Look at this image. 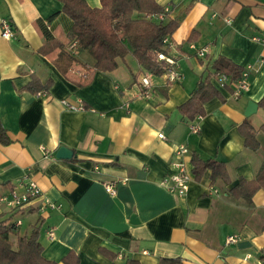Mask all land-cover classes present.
<instances>
[{"label":"crops","instance_id":"obj_1","mask_svg":"<svg viewBox=\"0 0 264 264\" xmlns=\"http://www.w3.org/2000/svg\"><path fill=\"white\" fill-rule=\"evenodd\" d=\"M158 2L169 9L165 21L180 19L168 50L179 57L181 76L167 83L165 76L153 75L156 89L145 97L136 81L147 70L131 53L117 69L97 70L91 83L80 87L39 52L44 41L36 19L56 15L49 28L71 30L72 19L60 0H0V119L12 138L0 143V219L15 224L13 241L39 223L43 255L58 264H65L62 258L71 250L80 264H111L101 247L119 253L118 261L132 258L140 264H160L162 258L183 264H264V188L252 203L228 193L240 177L254 178L264 160V132H258L260 148L251 150L239 130L246 119L256 127L264 122L258 103L264 96V0ZM5 18L15 30L12 39L1 34ZM207 56H224L243 68L252 65L250 86L235 97L234 84L227 88L212 77L221 96L206 102L203 117L188 121L178 107L205 73ZM74 57L89 68L93 63L88 50ZM33 75L53 79L49 92L18 91ZM250 100L258 108L246 116ZM177 145L191 154L179 155ZM60 146L70 148L72 157H57ZM193 152L224 160L230 183L212 182L207 170L200 180L192 174L185 196L170 192L163 178L176 161L191 168ZM29 180L42 195L21 207L10 205L11 191ZM108 182L116 185V195L106 190ZM45 197L62 208L42 213ZM233 234L239 238L228 242Z\"/></svg>","mask_w":264,"mask_h":264},{"label":"trees","instance_id":"obj_2","mask_svg":"<svg viewBox=\"0 0 264 264\" xmlns=\"http://www.w3.org/2000/svg\"><path fill=\"white\" fill-rule=\"evenodd\" d=\"M63 12L72 19L71 30L65 32L60 26L53 31L48 22L56 17L52 15L47 20L36 19L33 23L43 39L39 52L47 57L63 74V76L77 86L91 83L94 73L99 71L112 72L119 66L120 60H125L128 54H133L138 63L145 70L154 75H162L164 63L158 60L159 51L169 52L164 44V38L171 37L180 24V19L173 18L165 21L167 12L158 0H100V6H91L87 0H60ZM187 7V9H189ZM165 13L164 18L159 15ZM189 40L193 41V35ZM76 41L80 50H88L93 58L90 68L86 63L79 62L66 47ZM206 71L190 92L189 99L178 107L184 119L195 120L206 114L205 104L214 97L221 96L219 90L212 84V77L225 74L228 81L223 85H230L242 77L244 68L232 60L218 56H207ZM80 71L87 72L82 77ZM53 79L42 81L37 75L21 89L20 93L28 91L32 94L49 92ZM156 89V88H155ZM167 91V90H166ZM233 91V89H232ZM165 92V91H164ZM167 95V92H165ZM264 109V96L258 102ZM239 130L245 138V146L251 150L260 148L258 132H264V122L256 127L246 119L239 125ZM12 138L8 134L0 119V143L9 144ZM191 172L196 180H200L207 170H210L211 181L221 179L225 184L230 183L226 162L217 157L204 159L197 152L191 157ZM264 188V160L252 179L240 177L239 182L228 189V193L247 203H252L255 194ZM15 224L7 219H0V264H58L43 255L41 244V225L35 224L29 235H17L16 241L11 235L17 234ZM111 264H140L132 258L118 261L119 253L100 248ZM65 264H80V257L75 251H70L62 258ZM160 264H183L178 258H162Z\"/></svg>","mask_w":264,"mask_h":264},{"label":"built area","instance_id":"obj_3","mask_svg":"<svg viewBox=\"0 0 264 264\" xmlns=\"http://www.w3.org/2000/svg\"><path fill=\"white\" fill-rule=\"evenodd\" d=\"M169 9L165 8V12H167ZM165 13H161L159 17L162 19L164 18ZM228 22H231V19L227 20ZM1 34L3 37L7 39H12L15 36V30L14 27L9 19H2L1 21ZM164 44L165 46H171L172 41L169 37L164 38ZM192 47H195L193 44ZM68 50L72 55H77L79 53V48L77 46V42L74 41L70 45H68ZM207 53V48L204 47L198 51L199 56L205 57ZM157 59L163 61L164 63V72L161 76H165L167 79V83H171L173 81H176L180 79L181 73L179 71V57L177 55L171 54L170 52L166 51H159L157 54ZM264 62V59H263ZM89 68V67H87ZM253 68L252 65H247L242 73V77L236 81H234L232 84H234L233 88V95L235 97L241 96L250 86V70ZM90 69V68H89ZM80 74L83 77L87 76V72L80 71ZM154 74H151L150 72L146 71L144 73L139 74L137 85L140 87L141 93L145 97H149L152 92L154 91V82L152 80V76ZM217 80L220 84H224L228 81V77L223 74L217 77ZM62 103L66 106H69L73 109H76L77 107L75 105H72L69 103L68 100L62 99ZM127 105H129L127 103ZM203 116H198L197 118H201ZM191 129L194 133H198L200 131V128L192 123ZM159 136L161 138L166 139V136L163 133H160ZM44 153H48L49 150L45 147H41ZM176 152L179 155H185V154H191L190 149L185 145H177L175 148ZM173 165V172L165 176L162 180V184L172 193H176L180 196H185L189 189V183L192 179V172L191 168L188 167V165L182 161H176L172 163ZM21 189L16 188L11 191L10 198L8 199V202L10 205L14 207H21L28 202H30L33 198L41 196L42 195V189L41 187L32 180H29L27 182H23L20 184ZM105 188L111 195L117 194V187L114 183H105ZM215 192H217V189L215 188ZM5 197H1V200H5ZM62 208V205L60 203H56L52 201L49 198H43V201L39 205V210L42 213H47L55 210H59ZM49 234L51 237L54 236V231L50 230ZM239 236L237 234L230 235L227 238L228 242H235Z\"/></svg>","mask_w":264,"mask_h":264},{"label":"water","instance_id":"obj_4","mask_svg":"<svg viewBox=\"0 0 264 264\" xmlns=\"http://www.w3.org/2000/svg\"><path fill=\"white\" fill-rule=\"evenodd\" d=\"M258 108V104L252 100L248 102L245 115L250 116L251 114L255 113ZM73 155V151L66 147V146H60L57 151V157L59 158H71ZM132 222H136V218L133 217Z\"/></svg>","mask_w":264,"mask_h":264}]
</instances>
